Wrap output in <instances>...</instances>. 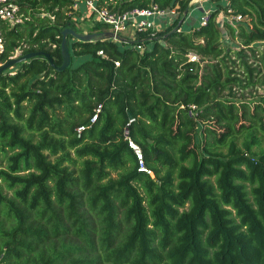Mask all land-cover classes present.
<instances>
[{"label": "trees", "instance_id": "trees-1", "mask_svg": "<svg viewBox=\"0 0 264 264\" xmlns=\"http://www.w3.org/2000/svg\"><path fill=\"white\" fill-rule=\"evenodd\" d=\"M192 1L95 0L177 14L0 74V264H264V94L244 95L264 87V0L173 30ZM9 2L0 65L59 66L74 0Z\"/></svg>", "mask_w": 264, "mask_h": 264}, {"label": "built area", "instance_id": "built-area-1", "mask_svg": "<svg viewBox=\"0 0 264 264\" xmlns=\"http://www.w3.org/2000/svg\"><path fill=\"white\" fill-rule=\"evenodd\" d=\"M199 0H193V2H197ZM80 2L84 4L87 11L90 12L94 16L95 22H99L105 26H108L112 31L122 37H124L121 33H128L129 38L131 40L136 39L139 35L144 33L153 34L156 28V18H168L167 20L171 21L177 14L175 8L172 9H160L157 6L153 5L148 8H133L131 10L126 11H113L104 6H97L95 0H74L73 10L78 8ZM17 5L13 2H9V0H0V19L9 20L12 23L19 22L21 19L16 15ZM210 10H205L202 8V13L200 15L198 25H205L209 19ZM226 19H235L241 20L240 15H231L226 16ZM140 48V45H137ZM3 45L0 38V52L2 51ZM99 55H103L102 51H98ZM191 59L195 60L196 56L191 55ZM118 64V62H115ZM195 107L192 106V109ZM130 146L134 149L137 157L141 159V153L139 148L130 143Z\"/></svg>", "mask_w": 264, "mask_h": 264}, {"label": "water", "instance_id": "water-1", "mask_svg": "<svg viewBox=\"0 0 264 264\" xmlns=\"http://www.w3.org/2000/svg\"><path fill=\"white\" fill-rule=\"evenodd\" d=\"M193 3V1L191 2ZM188 8L185 10L184 14L187 13ZM180 25V22L177 27L173 28V30L177 29ZM72 35L75 39L80 41H91V40H100V39H115V40H122L127 41L126 38L112 32V31H97L91 32L86 34H80L73 30L72 28H65L62 30V41H61V53H62V63L59 66L54 65L51 56L44 51H36V52H29L23 55L13 56L9 58L5 63L0 65V74L6 72L11 67L15 66L18 63H21L31 57L35 56H44L48 59V61L54 66V68L58 71L65 69L70 65L71 58H70V50L67 42V36Z\"/></svg>", "mask_w": 264, "mask_h": 264}, {"label": "rangeland", "instance_id": "rangeland-1", "mask_svg": "<svg viewBox=\"0 0 264 264\" xmlns=\"http://www.w3.org/2000/svg\"><path fill=\"white\" fill-rule=\"evenodd\" d=\"M225 1L224 0H204V1H202V5L203 6H205V5H207V6H212V8H214V7H217V5L219 4V5H224L225 3H224ZM196 4V3H195ZM194 4V5H195ZM198 4V3H197ZM196 4V5H197ZM80 6H83V4H82V2H80V4H79ZM193 4H191V8L193 9H195L196 8V5L194 6ZM201 5V4H200ZM212 8H211V10H212ZM84 7H81V8H76V9H74L73 10V12H72V17L75 19L74 20V24H75V26H74V29H75V31L76 32H78V33H80V34H86V33H91L92 32V29L94 28V26H95V24H96V22H95V20H94V16L90 13V12H88V11H84ZM199 11V10H198ZM198 11H196V13H198ZM202 13V11H200V14ZM188 15H189V13H188ZM187 15V16H188ZM196 15V14H195ZM220 17L222 18V19H226L225 17V15H223V14H221L220 15ZM168 24L165 26V28L168 26V25H170V24H172L173 23V21H169V22H167ZM164 28V29H165ZM73 29V30H74ZM106 29H110L108 26H106ZM163 29V28H162ZM108 30H106V31H108ZM94 32H97V31H94ZM123 36H124V38H126V39H130L129 38V35H128V33L126 32V33H121ZM74 38V37H73ZM19 55V53H16V55L15 56H18ZM75 63H77L76 62V60H75ZM13 70V67H11L10 69H9V71H12ZM246 93H244V95L246 96V97H251L253 94H257V95H263L264 94V87L263 86H260V87H256V88H253V89H251V94H250V92H248V91H245Z\"/></svg>", "mask_w": 264, "mask_h": 264}, {"label": "crops", "instance_id": "crops-1", "mask_svg": "<svg viewBox=\"0 0 264 264\" xmlns=\"http://www.w3.org/2000/svg\"><path fill=\"white\" fill-rule=\"evenodd\" d=\"M195 1V0H194ZM202 1H204V0H199V1H197V2H193L192 4L194 5L195 3L197 4H195L196 5V8L194 9H192V8H190L189 9V15L188 16H186L185 17V19H183V21H181V28L182 29H185V30H189V29H191V28H193V27H195V26H197V24H198V21H199V18H200V11H202V8L203 9H207V10H210L211 8H212V6H207V5H205V6H203L202 5ZM83 4V3H82ZM201 4V5H200ZM194 5V6H195ZM81 7H84L85 9H84V11H87V9H86V7L84 6V4H83V6H79V8H81ZM199 10V11H198ZM196 11H198V13H196ZM196 14V15H195ZM168 18H156V20H155V22H156V28L157 29H162V28H165V26L168 24L167 22H169V20H167Z\"/></svg>", "mask_w": 264, "mask_h": 264}]
</instances>
